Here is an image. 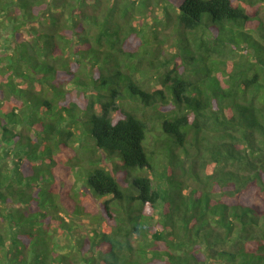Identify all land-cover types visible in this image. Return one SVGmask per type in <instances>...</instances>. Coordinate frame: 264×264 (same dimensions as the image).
<instances>
[{"label": "trees", "instance_id": "trees-1", "mask_svg": "<svg viewBox=\"0 0 264 264\" xmlns=\"http://www.w3.org/2000/svg\"><path fill=\"white\" fill-rule=\"evenodd\" d=\"M0 264H264V0H0Z\"/></svg>", "mask_w": 264, "mask_h": 264}, {"label": "rangeland", "instance_id": "rangeland-1", "mask_svg": "<svg viewBox=\"0 0 264 264\" xmlns=\"http://www.w3.org/2000/svg\"><path fill=\"white\" fill-rule=\"evenodd\" d=\"M157 10H158V8H157V9L155 8V10H154L153 13L155 14V13L157 12ZM145 63H147V62H144V64H145ZM145 67L148 68L147 64L145 65ZM153 71H156V70L153 69ZM153 76H155V75H153ZM152 82H155V77L152 79ZM112 204H113V203H112Z\"/></svg>", "mask_w": 264, "mask_h": 264}]
</instances>
